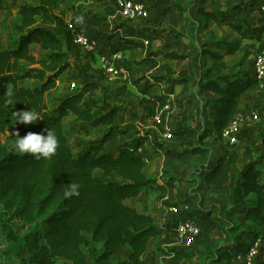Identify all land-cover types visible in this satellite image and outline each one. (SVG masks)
Instances as JSON below:
<instances>
[{
  "label": "trees",
  "instance_id": "1",
  "mask_svg": "<svg viewBox=\"0 0 264 264\" xmlns=\"http://www.w3.org/2000/svg\"><path fill=\"white\" fill-rule=\"evenodd\" d=\"M35 1L21 7L20 24L12 28L13 35L8 33L9 41L5 43L2 16L7 6L6 0H0V233L7 240L0 253V264H58L61 259L71 264H148L145 255L151 244L169 236L170 230L158 226L155 218L147 211H140L137 205L152 194H164L165 187L145 173L147 162L140 150L146 143H139L136 148L123 146L116 152L109 148L120 136L116 129L119 109L110 107L100 115L91 108L83 109L86 94L80 88L55 110L49 108L46 94L56 89L72 68L68 52L72 33L65 19L57 14L59 0ZM98 1L111 2L112 15L119 10L118 0ZM174 7L181 9L176 2ZM242 9L227 19L205 8L199 12L208 20L242 33ZM213 45L205 50L203 57L209 63L200 73L199 87L215 96L209 100L208 114L214 133L222 139L223 130L241 113L245 95L261 83L251 73L241 77L228 72L225 58L236 50L230 48L224 54ZM130 47L144 48V44L132 41ZM186 59L187 55L177 52L151 51L139 65L176 75L171 63ZM9 84L13 87L11 98L5 95ZM80 85L97 87L86 81ZM169 97L167 93L144 97L142 107L155 118L169 105ZM9 99L14 102L10 104ZM31 109L39 113L38 122L17 121L16 112ZM71 115L78 123H94L108 127L109 131L86 146L78 144L74 153L65 131V121ZM46 129H51L58 139L57 151L51 158L37 160L31 154H18L15 146L9 149L3 143L2 136L9 131L15 130L10 138L15 142L17 135L23 137L28 132L47 135ZM260 130L259 138L264 143V127ZM82 132L78 130L77 134L87 133ZM122 133L127 132L122 130ZM174 134L184 141L198 138L196 148L180 154L182 163L195 156L208 157L210 151L205 144L208 134L194 130ZM206 172L210 186L222 190L232 180L234 198L241 192L247 199L243 206L244 220L255 227L256 238L263 241L255 264H264V153L256 160H247L242 153L227 150L213 158ZM113 176L124 183L105 179ZM72 181L80 185L79 196L65 198L63 192ZM14 220L32 230L21 235L12 225ZM239 230V224L221 227L225 246L205 242L198 252L160 251L178 262H191L199 257L201 262L234 264L239 249L234 242L242 236ZM120 251L126 252L127 257L116 259Z\"/></svg>",
  "mask_w": 264,
  "mask_h": 264
},
{
  "label": "rangeland",
  "instance_id": "2",
  "mask_svg": "<svg viewBox=\"0 0 264 264\" xmlns=\"http://www.w3.org/2000/svg\"><path fill=\"white\" fill-rule=\"evenodd\" d=\"M143 1L149 5V18L142 22H132L125 19L119 10L113 15L110 14L109 9L114 8L111 2L59 0L57 14L77 32L97 40L99 54L111 53L119 48L124 52L123 67L126 74L118 77L104 74L99 56L83 53L76 47L71 35L68 52L71 55L72 68L58 82L56 89L46 94V99L53 111L62 100L80 88L86 94L81 106L83 109L91 108L97 115L106 113L110 107L119 109L116 129L120 136L109 148L115 152L123 146L136 148L139 143H146L143 149L151 162L147 174L161 182H169L165 194H152L137 205L140 211L153 215L159 226L170 230L169 236L151 244L145 256L148 264H211L201 262L199 257L191 262H178L166 257L160 250L198 252L205 242L225 246L221 227H229L232 223L240 225L238 234L242 236L234 242L240 250L247 248L248 243L256 238L255 227L243 217V206L247 199L241 192L234 198L235 183L229 180L225 188L220 190L210 186L205 177L213 158L227 150L238 151L245 155L247 160H256L264 153V143L259 138L260 127H264V80L260 81V87L244 97L241 114L247 120L246 127L239 144L231 148L213 131V123L208 114L209 100L212 97L201 93L199 77L205 65L209 63L207 57H203L205 50L212 44L224 54L230 48L236 50L234 55L225 58L229 64L228 72L241 77L247 72L256 76L255 58L264 51V0ZM174 2L181 6L180 10L174 7ZM5 3L7 9L2 16L3 42L8 43V33L13 35L12 28L20 24L18 13L21 7L33 5L36 1L6 0ZM201 8L208 9L224 19L229 18V15H237L239 8H243L242 33H236L227 25H220L203 17L199 12ZM132 41L142 42L144 48L130 47ZM145 41L149 44L146 45ZM151 51L159 54L177 52L187 55V59L171 63L177 74L168 75L149 66L139 65L147 52ZM81 81L95 84L97 87H82ZM73 84L76 87H73ZM163 92L170 96L169 107L161 113L163 119L174 133L194 130L199 134H208L205 144L210 153L207 158L195 156L187 163H182L180 154L196 148L199 145L198 138L184 141L174 134V139L168 140L164 138L162 127L146 113L142 107L143 98ZM78 130L87 133L77 134ZM122 130H126V135ZM65 131L75 153L79 142L83 146L97 141L109 128L94 123H78L75 116L71 115L65 121ZM14 132L15 130L9 131L2 136L3 143L7 144L9 149L15 146V142L10 141ZM249 149L251 153L247 154ZM105 179L124 183L118 176ZM166 196L168 200H164ZM184 206H188L187 211H183ZM171 207H176L181 215L174 219L170 213ZM183 217L195 221L202 229V236L195 246H186L175 232L176 223ZM12 225L21 235L32 230L30 226L24 227L19 220H14ZM6 245L7 240L0 233V253ZM125 257L127 253L120 251L116 259ZM58 264L71 263L61 259Z\"/></svg>",
  "mask_w": 264,
  "mask_h": 264
},
{
  "label": "built area",
  "instance_id": "3",
  "mask_svg": "<svg viewBox=\"0 0 264 264\" xmlns=\"http://www.w3.org/2000/svg\"><path fill=\"white\" fill-rule=\"evenodd\" d=\"M118 6L120 14L125 19L132 22H142L147 20L150 16L149 5L143 0H118ZM68 29L74 37L75 44L83 51V53L94 55L99 52V42L97 40L86 34L77 32V30H75L70 24L68 25ZM145 44L148 45L149 42L145 41ZM99 63L103 73L108 76L118 77L126 74L123 67L125 64V54L121 50L112 53H100ZM254 67L257 79L259 81L264 80V51L256 56ZM73 87H76V85L73 84ZM168 107L169 105L166 108ZM161 113L154 118V121L157 125L162 127L164 138L168 140L174 139V132L163 119ZM246 121L245 117L239 113L223 130L222 140L227 146L233 148L239 144L241 135L246 127ZM165 200H167V198H165ZM187 208L188 206H184L183 211H187ZM170 211L178 212L179 215H181L176 207H171ZM175 232L188 247L195 246L202 236V229L198 223L187 217H183V219L176 223ZM262 244L263 241L261 238H254L247 248L235 254L234 263L242 262V264H255Z\"/></svg>",
  "mask_w": 264,
  "mask_h": 264
},
{
  "label": "clouds",
  "instance_id": "4",
  "mask_svg": "<svg viewBox=\"0 0 264 264\" xmlns=\"http://www.w3.org/2000/svg\"><path fill=\"white\" fill-rule=\"evenodd\" d=\"M5 95L9 98L13 96V87L11 84L7 85ZM13 103L11 99L8 101ZM18 120L24 124H35L40 119L39 113L34 110H25L16 112ZM47 135L43 133L28 132L25 136L19 137L17 135L15 140V150L18 154H31L37 160L41 158H51L57 151L58 139L55 133L51 129H46ZM80 185L76 182L67 184L63 192L65 198H71L73 196H79Z\"/></svg>",
  "mask_w": 264,
  "mask_h": 264
},
{
  "label": "crops",
  "instance_id": "5",
  "mask_svg": "<svg viewBox=\"0 0 264 264\" xmlns=\"http://www.w3.org/2000/svg\"><path fill=\"white\" fill-rule=\"evenodd\" d=\"M98 56H99V52L98 53H96ZM94 56H95V54H94ZM98 56H96V58L98 57ZM98 60H99V57H98ZM173 63V62H172ZM173 67V66H172ZM175 69V68H174ZM201 91V90H200ZM164 93V92H163ZM201 93H204V94H208V95H211V99H214L215 98V96L213 95V94H211V93H206V92H202L201 91ZM210 99V100H211ZM83 135H85V134H83ZM101 138V137H100ZM81 142H79V144H80ZM87 144H83V146H86ZM144 148V147H143ZM141 149L140 150V154H143L144 155V157H145V160H146V162H147V168H146V171H145V173H146V175L148 176V177H150V178H154V177H152V176H150V175H148L147 174V169H148V165L151 163L150 162V158H149V156L146 154V151H144V149ZM77 152V150H75V153ZM116 152V151H115ZM154 179H156L157 181H158V184H160V185H163L164 187H165V192H164V194L166 193V190H167V184L169 183L168 181H166V182H161L160 180H158L157 178H154ZM109 180V179H108ZM152 195H150L149 197H151ZM165 198H167V200H168V196H166ZM165 198H164V200H165ZM170 213L173 215V217H174V219L176 218V216H178L179 215V213L177 212H171L170 211ZM153 216V215H152ZM154 217V216H153ZM159 226V225H158ZM160 227H163V226H160ZM164 228V227H163ZM166 229H168V228H166ZM234 245H236V244H234ZM146 256V255H145ZM146 259V258H145ZM148 262V261H147ZM234 264H242V262H236V263H234Z\"/></svg>",
  "mask_w": 264,
  "mask_h": 264
}]
</instances>
